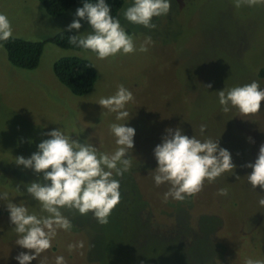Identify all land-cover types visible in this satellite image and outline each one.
<instances>
[{"label": "rangeland", "instance_id": "374dc122", "mask_svg": "<svg viewBox=\"0 0 264 264\" xmlns=\"http://www.w3.org/2000/svg\"><path fill=\"white\" fill-rule=\"evenodd\" d=\"M133 0H123L117 19L133 37L137 51L107 59L85 50L61 48L46 39L67 26L79 1L58 16L48 15L38 0H0V13L12 26V36L44 41L38 64L32 69L11 64L0 45V264H19L15 257L28 251L9 221L7 203L27 207L29 214L46 215L26 191L43 174L15 163L28 158L47 132L61 128L74 140L92 144L99 153L117 149L110 125L135 129L134 148L126 154L130 171L113 178L120 183V201L108 223L101 225L89 212L61 209L73 227L58 230L52 247L31 264H244L246 258L264 261V189L252 188L244 167L255 162L264 144V102L255 115L240 116L236 108L225 113L218 92L253 81L264 89V5L242 6L233 0H170L167 15L154 17V29L128 22L123 12ZM73 33L86 36L91 26L81 20ZM147 37L146 52L138 49ZM61 57L89 61L96 80L87 93L74 94L55 76L52 65ZM262 72V73H261ZM123 85L133 93L125 110L116 113L98 101ZM211 85V87H207ZM201 125L205 130L201 132ZM190 138L218 140L236 165L214 182L205 180L202 191L184 201L164 193L170 185L157 186L153 176L154 148L166 129L176 127ZM251 138V140L249 139ZM237 176L239 178L237 179ZM47 183H50L47 182ZM221 188L227 196L218 195ZM83 241L69 253L67 246Z\"/></svg>", "mask_w": 264, "mask_h": 264}, {"label": "clouds", "instance_id": "9594fccd", "mask_svg": "<svg viewBox=\"0 0 264 264\" xmlns=\"http://www.w3.org/2000/svg\"><path fill=\"white\" fill-rule=\"evenodd\" d=\"M233 3L239 9L242 6L264 5V0H233ZM170 9V0H133L123 16L132 24L154 29L156 25L152 23L153 18L167 15ZM75 16L79 19H73L67 28L79 30L83 19L90 24L91 32L86 36H69L70 44L91 51L101 60L137 51L133 37L126 33L119 19L111 15L110 6L105 0L95 3L86 0L82 7L76 9ZM11 36V22L5 14L0 13V41H7ZM150 43L151 37H147L138 50L146 52ZM218 97L223 112L227 113L231 107L236 108L240 116H250L260 111L264 102V89L253 81L220 90ZM133 99V93L120 85L114 95L101 98L98 103L102 108L116 113L117 120H125L129 117L125 106ZM205 127L201 125L202 133ZM165 131L167 134L162 137V142L153 150L157 161L154 182L157 186L165 183L170 185L163 196L165 202L170 197L184 201L186 197L202 191L205 180L211 183L225 172L233 173L236 165L232 162L231 153L220 147L218 140L209 138L201 141L195 135L190 138L182 134L179 126ZM110 132L115 136L118 146L111 155L99 153L92 144L74 140L57 128L45 134L50 138L42 140L37 146L38 150L30 157H16L18 166L32 169L37 175L43 174L44 182L33 181L26 186V191L40 205L41 212L46 213L39 216L29 214L24 205L7 203L9 221L18 235L15 244L28 250L21 251L15 257L19 264H31V261L49 250L58 230H71L73 225L61 209H74L80 215L91 212L99 224L108 223L112 210L120 201V183L113 176L122 177L132 167V161L126 158V154L134 148L135 129L113 123ZM243 166L252 169L247 174L252 188L259 186L264 189V144L260 145L255 162ZM218 195L227 196L228 190L221 188ZM0 200H8V193H0ZM259 204L264 206V198L259 200ZM83 247L84 243L80 241L69 244L67 250L71 253ZM55 264H66L65 258L57 256ZM244 264H264V261L246 258Z\"/></svg>", "mask_w": 264, "mask_h": 264}, {"label": "trees", "instance_id": "16d2710c", "mask_svg": "<svg viewBox=\"0 0 264 264\" xmlns=\"http://www.w3.org/2000/svg\"><path fill=\"white\" fill-rule=\"evenodd\" d=\"M38 1L45 12L51 16L62 14L79 1L86 2V0ZM87 2L95 3L97 0H87ZM105 2L110 6L111 15L116 18L123 0H105ZM72 35L77 34L69 30H61L48 37L46 41L61 48L84 50L69 43V36ZM43 43L44 41L26 40L14 36H11L7 41H0V45L5 49L9 62L16 67L25 69L36 67L42 52ZM52 69L57 79L74 94L87 93L96 80V72L92 64L79 57H61L53 62Z\"/></svg>", "mask_w": 264, "mask_h": 264}]
</instances>
